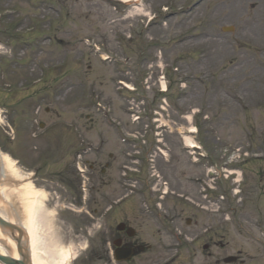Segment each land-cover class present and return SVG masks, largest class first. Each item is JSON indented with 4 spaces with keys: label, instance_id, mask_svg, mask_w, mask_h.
Instances as JSON below:
<instances>
[{
    "label": "rangeland",
    "instance_id": "obj_1",
    "mask_svg": "<svg viewBox=\"0 0 264 264\" xmlns=\"http://www.w3.org/2000/svg\"><path fill=\"white\" fill-rule=\"evenodd\" d=\"M142 1L147 16H155L147 28L138 18L125 19L131 9L115 0H37L36 11L28 0L0 2V12L18 11L0 18V149L24 167L17 165L21 173L31 167L33 185L46 194L48 213L40 234L46 245L85 248L99 231L103 238H94L92 258L125 264L111 263L101 247L104 226L111 231L118 220L127 224L129 220L137 238L152 242V233L165 230L154 218L179 213L176 225L189 234L210 226L226 233L213 241L221 249L207 255L243 249L247 264H264V0ZM46 4L50 10L42 12ZM64 13L66 23L58 24L64 22ZM32 18L40 19L35 22L43 32L45 24L50 30V24H57L55 36L68 56L64 74L65 67L56 65L63 57L60 47L19 48L39 38L24 30ZM81 38L95 39L114 58L100 64L91 49L78 43ZM43 66L52 68L56 88L48 81L30 88ZM64 75L69 82L77 77L82 86H70L62 80ZM161 77L167 87L165 98L159 92ZM114 80L135 91L127 93ZM22 86L30 90L21 92ZM49 86L56 92L54 98L47 97ZM104 101L111 108V116L105 118L94 107ZM132 115L139 121L133 123ZM195 125L199 132L193 134L194 141L204 146L207 170L217 172L211 191L208 181L204 183L206 164L202 160L193 164L197 157L183 147L184 136L190 137L188 129ZM111 126L122 129L120 139L125 143ZM101 144L106 146L100 149ZM75 151L81 159L73 160ZM76 161L85 172L87 194L85 205L68 210L65 204L76 201L73 185L83 180L72 166ZM234 168L242 174L238 183L227 171ZM157 182L169 189L162 201L155 192ZM204 190L212 196L209 203L200 195ZM219 193L223 199L214 203L212 198ZM152 201L161 206L153 208ZM146 209L155 213L146 214ZM146 254L134 264L143 262ZM196 255L194 263H202L199 256L206 261L200 252ZM75 264L102 262H89L82 255Z\"/></svg>",
    "mask_w": 264,
    "mask_h": 264
},
{
    "label": "bare ground",
    "instance_id": "obj_2",
    "mask_svg": "<svg viewBox=\"0 0 264 264\" xmlns=\"http://www.w3.org/2000/svg\"><path fill=\"white\" fill-rule=\"evenodd\" d=\"M123 3H136L139 0H120ZM138 12L141 10H137ZM124 87L131 89L127 84ZM189 132H193L192 129ZM189 148L195 145L189 138H184ZM0 219L19 225L24 231L23 239L27 243L30 264H70L77 253L71 249L61 250L53 244H45L41 232L45 228L43 220L46 218V194L36 188L29 180V174H22L17 168V162L0 151ZM5 231V232H3ZM10 230L0 229V255L10 254L18 259L15 242L9 240ZM16 233H14L15 235ZM11 247V252L4 250L3 243Z\"/></svg>",
    "mask_w": 264,
    "mask_h": 264
},
{
    "label": "water",
    "instance_id": "obj_3",
    "mask_svg": "<svg viewBox=\"0 0 264 264\" xmlns=\"http://www.w3.org/2000/svg\"><path fill=\"white\" fill-rule=\"evenodd\" d=\"M0 226L13 229L11 226L4 223L2 220H0ZM17 250H18V253L20 254V257H21L20 261H16L10 257H2V256H0V261H2L5 264H26V255L21 250L20 239H17Z\"/></svg>",
    "mask_w": 264,
    "mask_h": 264
},
{
    "label": "flooded vegetation",
    "instance_id": "obj_4",
    "mask_svg": "<svg viewBox=\"0 0 264 264\" xmlns=\"http://www.w3.org/2000/svg\"><path fill=\"white\" fill-rule=\"evenodd\" d=\"M121 234H122V236H121ZM118 236L120 237V242L123 246H128V248L132 249L136 253H137V250L139 249V247H141L140 244H143V242L140 240L138 241L137 239L129 238V237L126 238L123 233H118ZM146 245H144L143 251L146 248H148V247H146ZM216 264H219V263H216Z\"/></svg>",
    "mask_w": 264,
    "mask_h": 264
}]
</instances>
